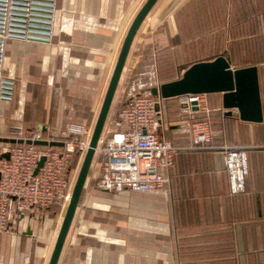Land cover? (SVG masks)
<instances>
[{"label":"crops","instance_id":"0c3cea01","mask_svg":"<svg viewBox=\"0 0 264 264\" xmlns=\"http://www.w3.org/2000/svg\"><path fill=\"white\" fill-rule=\"evenodd\" d=\"M147 1L57 0L51 42L11 40L6 67L17 93L0 109V136L11 125L65 131L71 121L93 132L126 36ZM219 57L232 69L257 67L263 122L225 110L223 94L201 95L190 116L181 113L179 98L161 99L159 134L183 148L170 154L171 166H160L169 184L146 193L88 187L58 264H264V0H158L132 43L109 116L160 81ZM207 117L215 149H190L191 124ZM227 147L247 153L242 194L230 192ZM61 211H43L42 221L39 212L26 214L0 233V264H49Z\"/></svg>","mask_w":264,"mask_h":264},{"label":"built area","instance_id":"2783aa9c","mask_svg":"<svg viewBox=\"0 0 264 264\" xmlns=\"http://www.w3.org/2000/svg\"><path fill=\"white\" fill-rule=\"evenodd\" d=\"M57 10V0H0V109L4 103H11L17 93V81L6 67L9 42L13 39L51 42ZM160 100L152 95L132 97L118 110L113 129L103 132L92 164L98 171L96 185L100 191L146 193L169 184L160 166H171L170 154L183 148L159 134ZM179 101L181 113L190 116L195 108H200L201 96H182ZM191 133L190 149H215L209 117L193 121ZM91 135L92 131L81 121L69 122L65 131H54L49 126L7 128L0 136V233L26 214L67 209L75 167L79 160H84ZM36 142L62 146H37ZM223 157L231 194L244 193L249 176L246 151L227 147ZM42 160L44 164L39 168Z\"/></svg>","mask_w":264,"mask_h":264},{"label":"water","instance_id":"95a60500","mask_svg":"<svg viewBox=\"0 0 264 264\" xmlns=\"http://www.w3.org/2000/svg\"><path fill=\"white\" fill-rule=\"evenodd\" d=\"M157 1L158 0H148L145 3L126 36L117 65L109 83L100 114L91 135L89 149L84 157L77 181L73 188L72 198L67 207L49 264L59 263L64 244L70 232L72 222L87 183L96 149L108 120L111 106L115 98L132 43L138 30ZM209 94H223L224 109L228 111L237 110L241 121L249 123L263 122L257 67L232 69L231 65L224 57H219L212 62L195 64L187 69L180 79L162 84L151 90V95L153 97L164 100L189 95L201 96ZM194 105L197 104L195 103ZM4 142L12 144L16 143L15 140H4ZM34 145L62 146V144H49L47 142H36ZM4 157L8 159L9 155H5ZM43 164L44 160L40 162L39 168H41ZM37 172L38 170L36 173Z\"/></svg>","mask_w":264,"mask_h":264},{"label":"rangeland","instance_id":"374dc122","mask_svg":"<svg viewBox=\"0 0 264 264\" xmlns=\"http://www.w3.org/2000/svg\"><path fill=\"white\" fill-rule=\"evenodd\" d=\"M158 84V86H160L162 83H161V81H160V83H157ZM145 95H151V93L148 91ZM117 113V112H116ZM116 113L115 112H112L111 114H110V116H109V120H108V122L106 123V126H105V129H106V131H105V129H104V131L107 133V131H109L110 129H111V127L113 128V126H112V119L115 117V115H116ZM57 131V130H56ZM81 162V163H80ZM82 163H83V161L82 160H79L78 161V163L76 164V167H75V173H74V177H75V182H74V186H75V183H76V181H77V178H78V175H79V172H80V169H81V166H82ZM97 178H98V171H97V169H96V167L94 166H92L91 167V170H90V172H89V175H88V179H87V183H86V186H85V189L84 190H86L88 187H94V186H97L96 184V182H97ZM67 210V209H66ZM66 210H63V211H61V215H62V218L64 219V216H65V213H66ZM43 211H40L39 213L41 214V215H39V220H43V218H45L46 216L43 214V213H46L45 211L42 213ZM53 212V211H52ZM58 212H60V211H58Z\"/></svg>","mask_w":264,"mask_h":264},{"label":"bare ground","instance_id":"6f19581e","mask_svg":"<svg viewBox=\"0 0 264 264\" xmlns=\"http://www.w3.org/2000/svg\"><path fill=\"white\" fill-rule=\"evenodd\" d=\"M81 163V162H80Z\"/></svg>","mask_w":264,"mask_h":264}]
</instances>
